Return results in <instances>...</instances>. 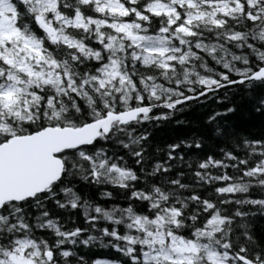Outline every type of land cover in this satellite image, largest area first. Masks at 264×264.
I'll list each match as a JSON object with an SVG mask.
<instances>
[{
  "label": "snow or ice",
  "instance_id": "snow-or-ice-1",
  "mask_svg": "<svg viewBox=\"0 0 264 264\" xmlns=\"http://www.w3.org/2000/svg\"><path fill=\"white\" fill-rule=\"evenodd\" d=\"M0 264H264V0H0Z\"/></svg>",
  "mask_w": 264,
  "mask_h": 264
},
{
  "label": "trees",
  "instance_id": "trees-1",
  "mask_svg": "<svg viewBox=\"0 0 264 264\" xmlns=\"http://www.w3.org/2000/svg\"><path fill=\"white\" fill-rule=\"evenodd\" d=\"M238 103H239V111L237 113L236 119L240 121L241 125L247 128L248 130L252 132L258 131L260 128V121L258 119L253 120L252 115L248 112L245 103H240V102ZM200 111H203V109H199L198 112L187 115L185 118L188 120H193L199 115ZM184 131H186V129L176 127L172 123H167L158 130H156L155 136L158 142H163L169 139H173L177 135L183 134ZM113 255L114 254L110 249L98 250L99 258H112Z\"/></svg>",
  "mask_w": 264,
  "mask_h": 264
}]
</instances>
